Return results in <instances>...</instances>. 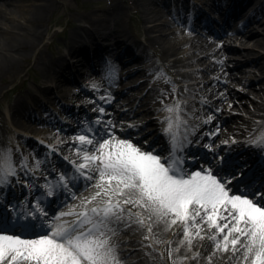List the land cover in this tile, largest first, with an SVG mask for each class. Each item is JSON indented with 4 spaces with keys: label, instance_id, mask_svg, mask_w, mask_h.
Returning a JSON list of instances; mask_svg holds the SVG:
<instances>
[{
    "label": "snow or ice",
    "instance_id": "6c2138e0",
    "mask_svg": "<svg viewBox=\"0 0 264 264\" xmlns=\"http://www.w3.org/2000/svg\"><path fill=\"white\" fill-rule=\"evenodd\" d=\"M114 72L108 65L106 78L113 79ZM159 77H164L175 93V84L166 74ZM161 104L160 111L167 113L159 121L167 155L117 137L111 121L101 127H86L73 138L81 161H69L74 174L68 179L60 175L44 187L48 197L54 195L53 189L70 194L63 207H67V199L76 196L69 184L83 186L85 191L91 187L94 193L52 216L41 207L42 193L32 211L0 218V264H127L113 238L133 226L145 233L142 239L148 243L142 247L152 249L146 255L156 252L153 245L166 244L171 264L198 261L199 251L187 255L196 239L212 242L213 252L205 257L206 264L217 254H228L225 264H264V183L257 186L250 181L234 191L230 185L241 179V172L214 174L211 166L203 165L190 171L185 167V150L193 143L190 137L196 135L198 126L188 125L179 102L164 104L161 100ZM94 110L105 111L103 107ZM212 119L209 116L203 123ZM94 123L101 122L97 119ZM133 130L138 134V129ZM247 143L264 153V131L251 134ZM204 147L211 150L210 144ZM18 168L27 176V159L21 157L17 162L10 149H0V188L11 184L13 178L20 183ZM157 225H162L165 233L179 225L182 239L172 247L171 240L161 239L153 231ZM182 248L185 254L176 256ZM159 255L163 257V253Z\"/></svg>",
    "mask_w": 264,
    "mask_h": 264
},
{
    "label": "rangeland",
    "instance_id": "374dc122",
    "mask_svg": "<svg viewBox=\"0 0 264 264\" xmlns=\"http://www.w3.org/2000/svg\"><path fill=\"white\" fill-rule=\"evenodd\" d=\"M51 1L52 2L50 7L44 11L40 19L41 21L39 24V29L42 32L37 36V38H34L35 35H32L30 31L26 29L27 26L29 27V25L32 23L28 21L29 13L34 4L43 2L38 0H0V62L8 61L9 63V60L12 56H15L17 58V67H14L15 70L8 73H2V75L0 76V145L6 144L8 139L12 137L10 135L12 134V130L14 127L16 129L23 130V128L14 125L12 122V120L17 117L16 114L10 113L7 116L6 110L8 107L10 108L11 104L13 103V98L17 93V90H19L22 86L29 82L27 79L26 81L22 80L28 76L26 69L30 68V73H33V75L37 74L39 76L41 73V67L43 66V61L51 57L57 45L62 44V41L66 39L65 37H68L71 31L74 28L78 27L79 24L83 25V27L89 26L91 28V31H93L95 35H98L99 38L104 36V34H106L110 27H115L116 34L121 35V37H123V35H127L135 39H142L141 42L143 46L148 49L145 50V65H152V67L154 68L152 77L158 79L157 81L160 84V88H163L168 93L172 92L171 86L169 83L165 82L164 77L158 78L160 73L166 74L167 78L171 76V78L175 80L177 79V82L179 84H182L180 79L175 78V73L182 72V70L185 71L188 69L198 68L203 71V67H205V65L209 61H211V59L208 58L206 59L207 62L202 61V64L198 65L194 63V65H189L196 58V55H192L189 59L187 58L182 61L177 60L173 64H168L167 67L162 64L160 60V54L157 50H160V46L172 47L170 35L176 34L178 36L177 33L181 34L185 30L182 31V25L172 24L165 18V15L158 10V0ZM111 12H114V14H112L113 16L111 15ZM116 15H119V17L114 20L113 18L116 17ZM89 22H91V24ZM155 23L161 24V32L155 31V29L152 28V25ZM255 25L256 26L253 28L252 26H250L253 30L252 34L259 33L257 36H262L263 38L264 33L262 32V25ZM146 28H149V30H147ZM190 33L192 35H195V37L197 38L198 36L204 38V35L202 36L199 33L193 31ZM158 34H160L162 38L159 41L156 39ZM148 35L151 39L148 38ZM14 36H16V38H18L20 41L17 39L13 40L11 37ZM8 39H11V43L7 47L9 50L7 48L3 49V46L6 43L5 41ZM225 39L226 38L224 37L214 39L217 43H223L224 49L222 47L220 50H218V52H214L213 54H211L212 56L219 55L221 54V51H223L222 56L224 55L225 57L226 65H221V67H212V69H210L209 71H204L206 74L205 77H201L198 79L187 78V80L185 79V81H190L189 83L191 84L197 83V85H201V83H203L204 85L205 82L207 83V80H210L212 78H219L220 75H224V73L226 72H231L233 79H227L226 81V79L224 78V81H222L224 83L221 82L216 83V85H214L215 83L212 84V86L209 85L211 89L215 88V91H217L219 95L224 94V97H221V101L225 104L226 107L224 108L226 109L222 110L220 114L221 117L230 118L232 115H240V110L236 109L237 105L242 108V110H246L251 108V106L258 101L264 102V46L255 49L251 48L253 52H257L258 56H261L260 58L255 56V53H253L252 56L244 58V56L241 54V52H243L241 49L242 47L239 45L238 41ZM18 43H21V46H17L16 44ZM31 43L34 44L32 45ZM38 47H40V51L42 49V51H39V53L37 52ZM139 49L141 51L142 48ZM146 51L149 53L147 54ZM172 51L176 52L175 50ZM187 51L190 52L189 49ZM11 54L13 55L10 56ZM34 55H36V59L34 57L31 58ZM229 55H231V58L228 59ZM198 56H200V54H198L197 57ZM175 57V53L170 55V61ZM205 57L207 56H203V59L201 60H204ZM28 58L29 60H27ZM253 59L257 60L255 62H252ZM231 60L237 62V67H234V64L232 62H229ZM261 64L262 66L260 68L259 66ZM183 65L185 66L181 67ZM6 67L8 68L9 65H7ZM25 71L26 73H24ZM148 72L150 73V70H148ZM131 77H133V75H131ZM79 78L83 79L82 77ZM236 79H242L244 83H238ZM169 80L171 81V79ZM18 82L20 83V85L18 87L16 86L15 88L14 86L17 85ZM11 86L15 88L13 90V92L15 93L13 96L11 95L12 89L9 91L10 93L6 92L8 88H11ZM227 86H229V88H227ZM200 90L205 94L203 89L200 88ZM226 91H233V94L229 95L228 97L226 96ZM217 93L216 96L213 95L212 98H209L204 94H201L199 96L193 95L191 97H195V99L201 100L202 102H207L210 99L213 100L217 98L219 96ZM190 94L192 93H185V95ZM185 98L190 99V96H187ZM229 99H231L232 102H230ZM250 116L257 119L256 123L261 124L260 118L256 114ZM232 120L234 119H231L228 123H232ZM237 122L238 123H233V126H235L236 129L241 130L248 129V126L251 123V121L247 122L246 120L242 121L241 119H238ZM250 125L254 126L253 124ZM46 132L35 129V131L28 132L27 135L33 136L35 139H40L43 138V135L45 136L47 134ZM133 228L135 229V226H133ZM136 232H138V237H135L133 243L125 242L127 249L120 250L119 248V251L123 256L124 254H126L124 259H126L127 256L130 257V254L132 252H142V256L139 257L138 255L135 258V262L142 260L144 264L146 262L153 264L171 263L168 259L167 249L156 245H153V247L156 248V252L152 255H146V253L151 252L152 249L148 247H142V244H147V241H144L142 239L143 236H141V234H144V231L136 230ZM164 240H169V237H166V239L164 238ZM115 242L118 243L117 241ZM115 242L113 241V243ZM203 242L205 243L203 246L202 243H200L199 245L195 244L192 246V252L187 253L188 256H191L193 252L197 251L201 253V257L198 261L190 259L189 263L206 264L205 257L209 256L212 253L210 251V247L207 246V244H212V242L208 239H204ZM129 247L131 250L129 249ZM140 247L142 249H138ZM159 253H163L162 258ZM214 260L216 259L213 257L211 264H225L227 258L224 261H221L219 259L215 262ZM186 261H184V264L186 263Z\"/></svg>",
    "mask_w": 264,
    "mask_h": 264
},
{
    "label": "bare ground",
    "instance_id": "6f19581e",
    "mask_svg": "<svg viewBox=\"0 0 264 264\" xmlns=\"http://www.w3.org/2000/svg\"><path fill=\"white\" fill-rule=\"evenodd\" d=\"M38 1H42L43 3H41V2L40 3H36L30 9L28 21H30L32 23L29 25V27L27 26V28H26V29H28L30 31V33L32 35H35L34 38H37V36L42 32L39 29V26H40L39 24H40V21H41L40 19L42 17V14L44 13V11L47 8L50 7L51 2H52L51 0H38ZM252 2H255V0H252L251 3ZM112 14H114V12H111V15ZM118 17H119V15H116V17H114L113 19L115 20ZM255 17L257 18V21L260 22L259 24L262 25V32L264 33V5H262L260 7V9L255 14ZM89 23L91 24V22H89ZM160 25L161 24L155 23V24L152 25V28L155 29V31L161 32L162 31V27ZM82 29H83V27L80 24L78 25V27L74 28L71 31V37L68 40V43L70 41H72V43L75 42L77 40V37H78V35H79V33L81 32ZM146 29L149 30V28H146ZM240 30L242 32L240 34H238V35L229 36L231 34H227L226 36H228V38H230L232 40H237L238 41L239 45L242 47L241 49H242L243 52H241V54L244 56V58L252 56L253 53L256 54L255 56L260 58L261 56H258L257 52H253L251 50V48L255 49V48L264 46V39H263L264 37L263 38H262V36L258 37L257 35L259 33L252 34L253 30L245 28V26H242L240 28ZM160 34H158V36L156 38L158 41L160 39H162ZM177 34H178V36L176 34L175 35H170V40L172 42V47L160 46V50H157L159 52V54H160V60H161L162 64L167 67V65L170 64V63L173 64L177 60L182 61V60H185L187 58L189 59L192 55H194V56L196 55V58H195L196 60L194 59L193 62H191V64H189V65H194V63L199 65V64H202V61L203 62H207L206 59H208V58L211 59V61H209L205 65V67H203V71H201V69H199V68L198 69H188V70H185V71L182 70V72L175 73L176 74L175 78L180 79L181 82H182L181 87H180V89L182 90V93H184V90H185L186 93L190 92V93H193L194 95L195 94L197 95L198 93H202V91L200 90V88H201V89L204 90V92H206V95L209 98H212L213 95L216 96L217 91H215V88L211 89L209 87V85L212 86V84H214V83H215L214 85H216V83H221L222 81H224V78L226 79V81H227V79H233V77L231 75V72H226V73H224V75H220L219 78H212L210 80H207V83L206 82L204 83L205 86L203 85V83H201V85H197V83L196 84L193 83L194 84L193 85V84L189 83L190 81H185V79L186 80H187V78H191V79H193V78L195 79L196 78V79H198V78H201V77H205L206 74H205L204 71H209L210 69H212V67H216V66L217 67H221V65H226L225 57H224V55L222 56L223 51H221V54H219V55L212 56V54L214 52H218V50H220L223 47L224 44L223 43H217L215 40L213 41V40L200 38V37L197 38V37H194L193 35H191L189 33H185V32H182L181 34H179V33H177ZM115 36H117L115 27H110V29L106 32V34H104L105 39H109L111 41H112V39L114 41H116ZM9 38H10V36H9ZM11 38L13 40H16V39L19 40L18 38H16V36L11 37ZM148 38L151 39L149 35H148ZM228 38H226L225 40H227ZM5 42L6 43L4 44L3 49H6L9 46V44L11 43V39L6 40ZM31 44L33 45L34 43H31ZM16 45L17 46H21V43H18ZM178 47H181V48H178ZM188 49L190 50V52L187 51ZM223 49H224V47H223ZM11 50H15V49H11ZM172 50H175L176 52H174ZM39 51H40V47H38V49H37L38 53H39ZM41 51H42V49H41ZM173 53L176 54V57L173 60L170 61L169 56L172 55ZM198 54H200V56L197 57ZM12 55L13 54H11L10 56H12ZM203 56H207V57H205L204 60H201V59H203ZM229 58H231V55L228 56V59ZM257 59H253L252 62H255ZM16 60H17V58L15 56H12L11 59L9 60V63H8V61L7 62L6 61L5 62H0V76L2 75V73H8L10 71L15 70L14 67H17V63H16L17 61ZM229 62H232L234 64V67H237L236 66L237 62H235L233 60H231ZM43 63H44V65L42 67V71H43V75L45 77L46 73H47V71L49 69L50 63H47L46 61H44ZM7 65H9L8 68L6 67ZM185 65H183L181 67H184ZM261 66H262V64L259 67L261 68ZM174 67H175V65H174ZM144 68H142V71H141L143 73V76H145V73H144L145 69ZM81 75L82 76H87V74H81ZM140 75L142 76L141 73H140ZM149 79H150V76H148L146 81H144L143 83L141 82L137 87L138 88L142 87V89H143L144 86L142 84L147 82V80H149ZM236 81L238 83H244V81L242 79H236ZM222 83H224V82H222ZM206 84H208V85H206ZM151 88L153 89L152 92H154L155 91L154 90L155 87H154L153 84L150 87V89ZM227 88H229V86H227ZM133 92L130 93L131 96H134ZM231 94H233V91L232 92L231 91H226V96L229 97V95H231ZM223 95L224 94L219 95L217 98L213 99L212 102L209 104L210 108L212 110L210 111L209 107H208V110L212 114H218L222 110L226 109V108H224V107H226L225 104L221 101V97H224ZM142 99L144 100V98H141V100ZM146 100L147 99L145 98V105L146 104L148 105L149 102H148V100L146 102ZM229 100H230V102H232L231 99H229ZM180 103L183 104L185 102H180ZM192 104H194L193 101L188 102V106H190ZM236 109L240 110V112H241L240 115L239 116L232 115L228 120H224L223 123H222V128L220 130H218L217 132H215L216 133L215 136H217L219 133L222 136H225L228 133L240 135L242 130H237L235 128V126H233V123H238L237 122L238 119H241L242 121L246 120L247 122L248 121H255V120L257 121V119L252 118V116H250V115H254V114H256L260 118V122L262 124H264V102L263 101H258L257 103L252 105L251 108L246 109V110L245 109L242 110V108H240L238 105H237ZM208 110L203 112V115H205V114L207 115ZM131 113H132L131 109H128L127 111L126 110H122L121 115L124 116L125 120L127 119V117L130 116V119H127V120L132 122V121L135 120L136 116H133V115L131 116ZM113 117H116V114H114ZM231 119H234V120L231 121L232 123H228ZM125 120H123V121H125ZM14 121L17 124H19V126L24 128L25 131H27V130L35 131V129H37V127L35 125H32L31 123H29L27 121H24L22 119L16 118V119H14ZM213 122H215V119H214V121H212V124H213ZM125 123H128V122H125ZM200 124H202V123L200 122ZM60 141H61V139L57 140V142H60ZM62 142H64V141H62ZM64 145L67 146L66 143ZM68 152H70V154L72 156H74V157L76 156L74 148L68 150ZM94 191H95V189L89 187L88 191L85 192V195H83V197H78V198H76L73 201V205L79 204L81 199H83L84 197L90 196L91 194L94 193ZM162 228H163L162 225H157V226H155L153 228V231L155 233H159L161 239H164V238L166 239V237H169V240H171L173 242L172 243V247H175L179 243L180 239H182L181 235L179 234L180 226L179 225L174 226L172 231H169V232H166V233L162 231ZM124 232L126 234L121 233V234L115 236V240L118 242V244L120 245L121 249H125L126 246L123 245L124 242H132L133 241V237L135 235L134 230L127 229ZM174 233H176V234L174 235ZM206 233H207V229L205 228V234ZM200 243H202V246L205 244L203 242V240L196 239V240H194L193 245H195V244L199 245ZM158 246L162 247L164 249H168V245H166V244H160ZM207 246H209L210 247V251L213 252V245L212 244H207ZM184 254H185V252H184V249L182 248L180 250V252L176 253L175 255L176 256H183ZM138 255H141V253L134 252L132 257H130L129 260H127V264H144V262L142 260H140L138 262H133V259L136 258ZM227 256H228V254H223V255L217 254V256H214V258L216 259L214 261L216 262L219 259L221 261H224V260H226ZM189 262H190V259L187 260L185 264H191ZM145 264H153V263H147L146 262Z\"/></svg>",
    "mask_w": 264,
    "mask_h": 264
}]
</instances>
